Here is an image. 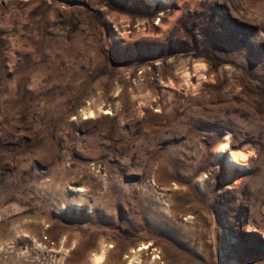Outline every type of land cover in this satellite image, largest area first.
I'll return each mask as SVG.
<instances>
[{"label": "rangeland", "instance_id": "374dc122", "mask_svg": "<svg viewBox=\"0 0 264 264\" xmlns=\"http://www.w3.org/2000/svg\"><path fill=\"white\" fill-rule=\"evenodd\" d=\"M0 264H264V0H0Z\"/></svg>", "mask_w": 264, "mask_h": 264}, {"label": "bare ground", "instance_id": "6f19581e", "mask_svg": "<svg viewBox=\"0 0 264 264\" xmlns=\"http://www.w3.org/2000/svg\"><path fill=\"white\" fill-rule=\"evenodd\" d=\"M227 142L228 141L226 140L225 143L222 146H220V148L218 150V154L222 153L223 151H227V149H228L227 148V146H228ZM241 158H242V154H236V153L228 150V152H227V167H228V169H231L233 166H235L238 163L240 164V162L243 163L241 161Z\"/></svg>", "mask_w": 264, "mask_h": 264}]
</instances>
